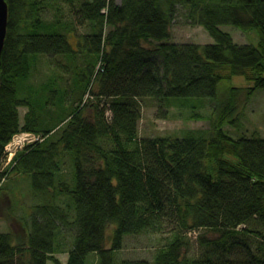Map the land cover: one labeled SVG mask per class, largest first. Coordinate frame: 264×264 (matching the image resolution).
<instances>
[{
    "label": "trees",
    "instance_id": "obj_1",
    "mask_svg": "<svg viewBox=\"0 0 264 264\" xmlns=\"http://www.w3.org/2000/svg\"><path fill=\"white\" fill-rule=\"evenodd\" d=\"M7 1L0 161L15 133L31 130L45 138L28 143L9 169L0 170V188L7 177L24 173L41 195L30 211L26 238L15 242L12 232L0 231V264H48L49 259L91 264L93 252L96 264H264V136L233 137L225 131L223 124L237 119L243 87L232 85L226 93L219 89L234 74L252 81L249 93L264 87V0ZM180 8L214 40H171ZM87 22L91 29L77 34V26ZM222 24L256 29L258 42L235 41ZM72 32L78 36L77 49L69 39ZM78 53L86 62L74 79L81 90H75L80 92L77 105L67 99L68 86L59 96L54 88L49 92L54 77L37 86L28 82L41 54L75 60ZM87 92L91 95L85 99ZM100 95L110 98V120L99 103L91 107L89 101ZM190 96L212 98L210 129H190L183 136L140 135L141 99L163 100L167 112L176 98ZM56 102L64 109L52 108ZM22 105L27 107L23 118ZM44 115H50L48 120L43 121ZM67 151L74 163L72 184L59 173ZM58 192L72 203L56 204ZM202 227L217 232L212 239L201 238L213 247L204 257H190L188 233ZM72 230L69 256L62 263L54 253L63 249L62 237ZM144 231L169 234L154 262H117L115 251L124 235ZM246 232L258 239L244 256L218 253L225 241ZM24 249L28 261L20 258Z\"/></svg>",
    "mask_w": 264,
    "mask_h": 264
},
{
    "label": "rangeland",
    "instance_id": "obj_2",
    "mask_svg": "<svg viewBox=\"0 0 264 264\" xmlns=\"http://www.w3.org/2000/svg\"><path fill=\"white\" fill-rule=\"evenodd\" d=\"M121 0H117L120 2ZM47 16H51L50 9H47ZM91 22L84 25L77 26L76 33L86 32L91 29ZM221 28L231 32L235 41L241 43H257L259 34L256 29L244 30L235 24H222ZM75 32L70 34V41L74 48H78V36ZM171 40L195 41L200 43L212 42L214 37L201 24L191 23L185 16L183 9H179L176 17L171 25ZM78 53L77 59L70 56L56 55L55 60L51 55L41 54L37 63L33 66L31 76L28 80L31 85H40L43 81L49 78L52 79L51 85L47 88L49 92L52 88L57 90L58 96L64 92L68 86V100L71 105H77L80 98L79 88L74 85V79L77 78V72L85 67V59ZM64 65L63 66L60 65ZM97 64V68L99 65ZM240 86L243 90L240 93L239 114L236 121L232 124L225 122L222 127L225 131L233 137L241 135L260 134L264 136V87L256 88L252 93L248 92V87L252 85V81L244 74H234L230 79L223 80L219 84V89L222 93H226L230 86ZM97 89V87H96ZM39 88H35V92ZM76 90V91H75ZM60 91V92H59ZM91 95L87 92L85 99ZM81 97L83 94L81 93ZM85 99L81 100L85 101ZM109 97L105 95L98 96V99L89 101L91 107L96 103L104 110L107 119L110 120L112 110L109 108ZM97 100V101H96ZM54 101H57L56 96ZM95 101V102H94ZM87 103H85L86 105ZM214 102L209 96H190L178 97L174 103L167 108V112H163V100L156 98H143L140 102V118L138 120L139 133L141 136H161V135H175L183 136L190 129H210L211 119L213 114ZM55 109H64L59 106L57 102L52 105ZM27 107L22 105L20 107L21 117L23 118ZM50 115H44L43 121L48 120ZM55 133V132H52ZM60 134V133H59ZM43 135V133H42ZM234 158V157H233ZM13 159L7 161L6 155L1 158L0 170L9 169ZM62 178L66 179L70 184L74 182V163L71 154L67 151L64 154V160L61 163ZM57 194V193H56ZM41 200V195H37L31 187V177L28 174L17 173L12 174L4 180L2 188H0V231H10L13 234L15 242H19L29 229L31 223V214L33 204ZM72 203V198L65 193L58 192L56 204L63 207ZM68 209V208H67ZM70 217L74 215V209L70 208ZM244 225H241L242 227ZM113 225H109V233L112 231ZM74 231H66L62 237L63 249L54 253L62 263H65L69 256V248L72 245L74 238ZM217 235V232L210 228H199L188 233L189 249L186 254L190 257H204L208 255L213 247L209 242H202L201 238L212 239ZM169 238L168 233L162 232H137L127 233L124 235L122 247L115 251V258L119 262L123 258H146L154 262L155 255L159 248L164 245ZM257 237L254 233H237L223 243L222 249L218 253L227 255V257H241L247 252V246L254 247L256 245ZM110 245V240H108ZM233 245L230 246V243ZM229 245V248H228ZM227 247V251H226ZM217 254V252H215ZM20 258L28 261L29 251L24 249L20 253ZM98 255L91 253L89 255V263H98ZM48 264H55L52 259L48 260Z\"/></svg>",
    "mask_w": 264,
    "mask_h": 264
},
{
    "label": "built area",
    "instance_id": "obj_3",
    "mask_svg": "<svg viewBox=\"0 0 264 264\" xmlns=\"http://www.w3.org/2000/svg\"><path fill=\"white\" fill-rule=\"evenodd\" d=\"M43 138L41 133L31 130H22L14 134L11 140L5 145V155L8 153L7 161L9 162L16 152L24 148L28 143L42 140Z\"/></svg>",
    "mask_w": 264,
    "mask_h": 264
},
{
    "label": "water",
    "instance_id": "obj_4",
    "mask_svg": "<svg viewBox=\"0 0 264 264\" xmlns=\"http://www.w3.org/2000/svg\"><path fill=\"white\" fill-rule=\"evenodd\" d=\"M9 3L7 0H0V67L2 64V52L5 46L8 31Z\"/></svg>",
    "mask_w": 264,
    "mask_h": 264
},
{
    "label": "bare ground",
    "instance_id": "obj_5",
    "mask_svg": "<svg viewBox=\"0 0 264 264\" xmlns=\"http://www.w3.org/2000/svg\"><path fill=\"white\" fill-rule=\"evenodd\" d=\"M17 133H18V132H17ZM15 134H16V133H15ZM6 157L8 158V153H7ZM11 160H12V159H11ZM11 160H10V161H11Z\"/></svg>",
    "mask_w": 264,
    "mask_h": 264
}]
</instances>
